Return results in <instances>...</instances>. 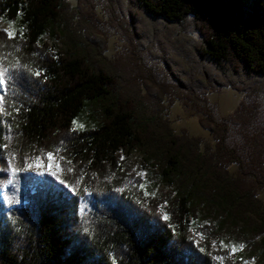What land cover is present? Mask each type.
Segmentation results:
<instances>
[{
  "label": "trees",
  "instance_id": "obj_1",
  "mask_svg": "<svg viewBox=\"0 0 264 264\" xmlns=\"http://www.w3.org/2000/svg\"><path fill=\"white\" fill-rule=\"evenodd\" d=\"M106 1L131 24L114 62L91 0H0V264H243L233 239L264 264V0ZM222 88L244 98L217 118ZM166 98L214 143L177 134ZM50 153L58 173L25 171Z\"/></svg>",
  "mask_w": 264,
  "mask_h": 264
},
{
  "label": "rangeland",
  "instance_id": "obj_2",
  "mask_svg": "<svg viewBox=\"0 0 264 264\" xmlns=\"http://www.w3.org/2000/svg\"><path fill=\"white\" fill-rule=\"evenodd\" d=\"M69 2L75 9H77L78 6L90 8V3H88L87 0H69ZM91 4H93V10L90 8L87 13V17L84 16L85 21L86 23L91 22V24H94V29L96 30L95 33L101 38L106 39V50L104 55L110 62H114V60L119 55H124V53L128 51L127 48H129V45L126 38H128L129 31L131 30V24L128 22V20H125L120 13H118V10H116L117 12H113L106 0H91ZM81 12H83V9ZM3 29L6 30L8 34H13L19 29V27L14 25L3 26ZM44 41L49 43L51 46L54 44L57 45L56 42L52 41L48 37H46ZM149 64L154 68L155 73L163 78L164 69L162 64L152 60L149 61ZM243 98V94L231 88H222L218 91L207 94V100L217 118L225 117L231 114ZM258 102L260 104L258 125L264 126V95L258 96ZM164 105L166 106L164 112L165 118L168 120L170 127L177 134L185 131L189 136L202 138L204 141L209 142L210 144L214 143L211 133L200 125L199 114L185 107L183 103L177 99L170 103V100L166 98L164 100ZM83 123L84 118L77 122V126L82 127ZM236 139L235 133L232 132L229 140L230 144L235 143ZM48 155L49 154H44L41 157L31 160L25 168V171L28 173H39L44 171L47 173H58V159L53 156V159L49 161ZM37 163H40L44 166L37 167ZM128 165L131 169L136 170L139 174L143 173L144 164L142 163L140 156L136 154L132 155L128 161ZM235 170V166L230 167V171L232 173L235 172ZM145 191L148 195L156 197L158 195L159 189L157 185H151L150 183H147L145 186ZM259 199L264 201L263 192L259 193ZM190 236L195 240V242H202V240L193 233H191ZM225 245L232 249V246H239L241 244L233 239L230 242H226ZM236 251L240 253L243 264H258L257 259H251L247 256L243 257V248L240 249L237 247Z\"/></svg>",
  "mask_w": 264,
  "mask_h": 264
},
{
  "label": "snow or ice",
  "instance_id": "obj_3",
  "mask_svg": "<svg viewBox=\"0 0 264 264\" xmlns=\"http://www.w3.org/2000/svg\"><path fill=\"white\" fill-rule=\"evenodd\" d=\"M13 34L12 33H9V36L11 37ZM5 74H3V73H0V83H3V76H4ZM37 75H39V73H37ZM53 159V156H52V154L50 153L49 155H48V160L49 161H51ZM37 167H43L44 165H42V164H40V163H37V165H36ZM50 166H54V165H50ZM15 169H13V174H15ZM53 175H55V173H53ZM165 219H167V217H165ZM237 247H239L240 249H242L244 246L243 245H239V246H232V251L233 252H235L236 250H237Z\"/></svg>",
  "mask_w": 264,
  "mask_h": 264
}]
</instances>
